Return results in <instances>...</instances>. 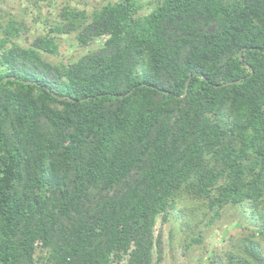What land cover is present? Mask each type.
<instances>
[{
	"label": "trees",
	"instance_id": "trees-1",
	"mask_svg": "<svg viewBox=\"0 0 264 264\" xmlns=\"http://www.w3.org/2000/svg\"><path fill=\"white\" fill-rule=\"evenodd\" d=\"M54 19L32 37L0 6V264H161L158 224L186 252L234 208L199 264H264V0Z\"/></svg>",
	"mask_w": 264,
	"mask_h": 264
},
{
	"label": "rangeland",
	"instance_id": "rangeland-1",
	"mask_svg": "<svg viewBox=\"0 0 264 264\" xmlns=\"http://www.w3.org/2000/svg\"><path fill=\"white\" fill-rule=\"evenodd\" d=\"M148 1V0H146ZM62 2H67L72 6L84 7L88 4V7L97 5L104 0H5L0 2V6L7 10H11L19 16L20 22L24 19L29 26V33L32 37L35 35L47 31L45 26L53 25L55 23V15L58 7H61ZM151 6L147 4V8ZM23 20V21H24ZM45 29V31H44ZM61 53L59 58L64 59H77L88 47L80 46L73 35L64 36L60 40ZM52 59L57 60V57ZM236 209L226 210L222 212L219 219L215 221V224L211 227H205L202 230L204 241L201 243H195L190 250L184 251V243L182 239V233L179 230L178 225L173 230V248H169V230L170 224H166L164 227L160 224L156 227V234L160 233L162 240L161 251L167 255L163 256L161 264H199L198 257H207L211 254V247L215 244L222 243V239L226 237L229 231L238 230L240 223L231 218V213H236ZM183 245V246H182ZM207 247V249H206ZM185 253V254H184Z\"/></svg>",
	"mask_w": 264,
	"mask_h": 264
},
{
	"label": "water",
	"instance_id": "water-1",
	"mask_svg": "<svg viewBox=\"0 0 264 264\" xmlns=\"http://www.w3.org/2000/svg\"><path fill=\"white\" fill-rule=\"evenodd\" d=\"M252 72H253V71H252ZM238 81H240V80H238ZM238 81L228 82V83H225V85L230 84V83H236V82H238ZM187 87H188V81H187ZM186 91H187V90H186Z\"/></svg>",
	"mask_w": 264,
	"mask_h": 264
}]
</instances>
